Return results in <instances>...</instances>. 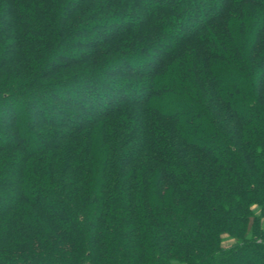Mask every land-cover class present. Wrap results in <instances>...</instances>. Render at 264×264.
<instances>
[{"label":"trees","instance_id":"trees-1","mask_svg":"<svg viewBox=\"0 0 264 264\" xmlns=\"http://www.w3.org/2000/svg\"><path fill=\"white\" fill-rule=\"evenodd\" d=\"M263 214L264 0H0V264H264Z\"/></svg>","mask_w":264,"mask_h":264},{"label":"rangeland","instance_id":"rangeland-1","mask_svg":"<svg viewBox=\"0 0 264 264\" xmlns=\"http://www.w3.org/2000/svg\"><path fill=\"white\" fill-rule=\"evenodd\" d=\"M40 94H41L42 98H44L47 101V98H45V96H44L42 91L40 92ZM53 111H54V113H56L57 110L54 109ZM20 125H21V122H20ZM262 222H264V214L262 216ZM226 243H229V245H230L232 242L229 241V242H226Z\"/></svg>","mask_w":264,"mask_h":264}]
</instances>
